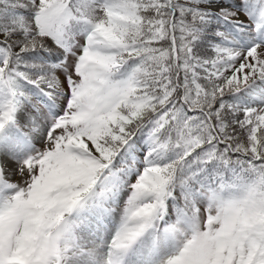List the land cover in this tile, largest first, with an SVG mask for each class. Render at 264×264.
<instances>
[{
	"label": "snow or ice",
	"instance_id": "6c2138e0",
	"mask_svg": "<svg viewBox=\"0 0 264 264\" xmlns=\"http://www.w3.org/2000/svg\"><path fill=\"white\" fill-rule=\"evenodd\" d=\"M0 264H264V0H0Z\"/></svg>",
	"mask_w": 264,
	"mask_h": 264
}]
</instances>
